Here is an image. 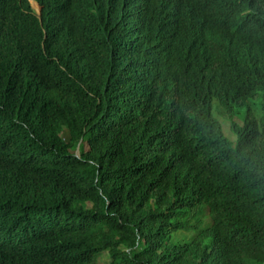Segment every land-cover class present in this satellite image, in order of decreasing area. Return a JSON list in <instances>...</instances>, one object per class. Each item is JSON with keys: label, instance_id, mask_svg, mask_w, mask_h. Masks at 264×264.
<instances>
[{"label": "trees", "instance_id": "trees-1", "mask_svg": "<svg viewBox=\"0 0 264 264\" xmlns=\"http://www.w3.org/2000/svg\"><path fill=\"white\" fill-rule=\"evenodd\" d=\"M34 1L0 0V264H264L229 146L264 134V0Z\"/></svg>", "mask_w": 264, "mask_h": 264}, {"label": "clouds", "instance_id": "clouds-1", "mask_svg": "<svg viewBox=\"0 0 264 264\" xmlns=\"http://www.w3.org/2000/svg\"><path fill=\"white\" fill-rule=\"evenodd\" d=\"M33 9L39 14L38 3L34 0H29ZM32 2H35L36 9ZM40 8V6H39ZM41 11V9H39ZM229 146L234 147L236 152L240 154L241 159L247 158L245 165L246 172L256 180L264 181V134L257 137L251 142H241L237 137L236 140L229 141ZM79 150V149H78ZM76 150V154L79 157V151Z\"/></svg>", "mask_w": 264, "mask_h": 264}, {"label": "rangeland", "instance_id": "rangeland-1", "mask_svg": "<svg viewBox=\"0 0 264 264\" xmlns=\"http://www.w3.org/2000/svg\"><path fill=\"white\" fill-rule=\"evenodd\" d=\"M32 4H33V6H34V8L36 9V5H35V2H32ZM220 106H219V104L216 102L215 104H214V109H215V111L217 110V108H219ZM216 117V116H215ZM224 127H225V129L226 130H228V128H229V122L228 121H225L224 122ZM99 261L100 262H104V264H106V262L109 260V256L107 255V254H102V255H100L99 256Z\"/></svg>", "mask_w": 264, "mask_h": 264}, {"label": "water", "instance_id": "water-1", "mask_svg": "<svg viewBox=\"0 0 264 264\" xmlns=\"http://www.w3.org/2000/svg\"><path fill=\"white\" fill-rule=\"evenodd\" d=\"M38 7V11H39V14H38V16H39V18L41 17V11L39 10L40 8H39V6H37Z\"/></svg>", "mask_w": 264, "mask_h": 264}]
</instances>
